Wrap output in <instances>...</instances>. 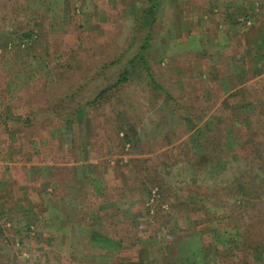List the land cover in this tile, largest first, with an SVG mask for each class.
Here are the masks:
<instances>
[{
    "label": "rangeland",
    "instance_id": "1",
    "mask_svg": "<svg viewBox=\"0 0 264 264\" xmlns=\"http://www.w3.org/2000/svg\"><path fill=\"white\" fill-rule=\"evenodd\" d=\"M23 1L0 0V264H264V181L253 174L235 179L222 166L216 168L221 175L217 180L208 177L213 169L192 134L184 137L193 159V164H186L182 154L155 160L139 150L124 153L110 131L107 147L96 146L104 133L98 125L94 134L90 113L81 116L87 159L76 157L65 126L52 125L49 142L41 139L35 124L9 126L13 109L11 99L3 95L8 91V71L29 58L35 63L30 71L38 69L53 82L48 55L56 63L61 48L79 42H97L100 48L113 31L116 39H123L136 26L143 0H57L62 4L51 5L49 11L41 8L42 0H29L31 7H39L32 21L39 28L33 40L24 42L17 25L8 31L3 24L4 16L6 20ZM54 11L65 24L80 18L78 28L62 31L51 18ZM159 16L157 40L144 58L160 73L164 85L178 99L194 104L193 114L199 115L203 103L212 109L220 104L228 107L229 98L234 102L230 114L248 106L246 84L264 74V0H164ZM3 40L13 51L3 52ZM93 49L83 58L91 53L94 59L107 57ZM130 67L133 85L126 88L125 115L138 117L144 138L161 143L165 133L177 126H171L161 101L147 91L144 63L136 60ZM29 75L28 68L22 71L27 84ZM207 122L213 126V121ZM237 144L230 134L225 153L231 154ZM230 154L223 157L227 164L243 168L239 155ZM145 157L154 159L150 173L169 185L165 193L171 190L181 199L172 209L154 205L158 195L152 179L146 182L151 194L140 210L134 200L121 198L122 190L114 186L115 179L125 185L126 179L140 176V160ZM59 168L65 169L58 173ZM84 170L108 184L103 197L97 195L95 182L84 178ZM105 205L123 211L124 222L117 223L116 230L122 236L125 228L130 234L137 230L139 243L90 232L88 222H94L96 208Z\"/></svg>",
    "mask_w": 264,
    "mask_h": 264
},
{
    "label": "trees",
    "instance_id": "2",
    "mask_svg": "<svg viewBox=\"0 0 264 264\" xmlns=\"http://www.w3.org/2000/svg\"><path fill=\"white\" fill-rule=\"evenodd\" d=\"M42 1L40 3L44 5L41 8L48 11L51 9V5L62 4L57 0ZM163 1L143 0L138 4L137 24L135 23L136 26L123 39H116L117 34L113 31L108 36V43L100 48H98L97 42L87 44L79 42L70 49L61 48L59 50L60 61L56 63L48 55L47 60L51 62L55 76L53 82H48L38 69L30 71L35 63L30 62L29 58H26L27 61L24 62L23 66L17 67L16 71L14 70L15 72L13 69L8 71L9 75L5 76V82H7L5 88L8 91L3 95L9 100L11 99V108L13 109L9 126L19 123L24 126L35 124L39 128L38 132L41 139L48 142L50 141L49 132L52 125L55 127L65 126L70 131L71 148L74 149L76 157L87 159L89 157V155L87 156L89 147L84 143L81 116L83 115L82 117L86 118V116H90V113V120L93 121L92 124L95 128L94 134L96 132L98 134V125L102 126L100 130L104 133V136L100 138L102 142L96 146L107 147L106 140L110 138L108 137L110 131L113 134V140L115 138L119 139L121 150L124 153H129V150H139L144 155L146 153L150 156L154 155L155 160H162L173 154H182L186 164H193V159L190 157L188 140L184 137L192 134L193 142L202 157L207 161V165L213 169L207 173L208 177L217 180L221 175L216 172V168L222 166L227 174L230 173L232 177H238L235 179L253 174L256 178L264 181V74L246 84L248 106L238 107L240 108L238 113L230 114L229 110H232L231 106L234 102L229 98L231 103L228 107H223L220 104L219 107L212 109V105L203 103L202 108L204 109L200 110L199 115L193 114L194 104L178 99L161 81L160 73L153 69L148 64L149 61L144 58V53L149 49L152 41L157 40L156 27L161 22L159 8ZM38 9L39 7H31L29 0L19 3L12 15L6 20L4 16V27L9 31L10 26L15 24L20 30V41L33 40L35 29L39 28V26L32 23L33 17L36 16L35 13H39ZM54 12V17H50L53 19L54 24L59 25L58 28L61 26L62 31H71L78 28L80 18L77 20L73 18L71 22L65 24L60 19V14ZM145 24L148 27L144 26ZM36 37L37 35L34 36V38ZM81 39L82 36L79 35L78 41H81ZM1 45L4 53L13 51L8 41L3 40ZM92 49L94 54L103 51L107 57L102 56V59L98 60L94 59V55L91 53L89 57L83 58L84 53ZM136 60H141L144 63V71L148 76L147 91L149 90V94L153 99L161 101V106L167 111L171 126H177L167 131L165 141L158 144L143 137L139 128L140 121L137 119L138 117L131 118L125 115L128 111V99L125 96L126 88L133 85L130 66ZM27 68L30 74L29 84L21 78L22 71ZM11 73H14V75ZM16 77L18 78L17 81L14 79ZM207 119L213 121V126L208 124ZM228 127L231 128L230 131H228ZM230 134L234 140L238 141V144L235 150L228 154L239 155V161L243 168L233 164L229 166L227 159L223 158L228 157L224 147ZM54 141L57 148L61 150L62 146L59 141L57 142V139ZM101 152L105 153V149H102ZM153 157H145L140 160L141 165L138 170L141 173L140 176L133 175L130 179H126L125 185L115 181V179L114 186L122 190L120 193L121 198L134 200L133 204H136V207L140 210L142 209V203L145 202L144 198L147 194H151L147 189L146 182L152 179L157 184L158 195L154 205L158 207L166 204L172 209L177 198L180 201L181 199L173 195L170 189L168 193H165V189L168 191V188H170H167L169 185L165 181H161L158 175L153 176L150 173L154 162ZM55 169L56 166L54 167V173ZM64 169L59 168L58 173H61ZM86 173L84 170V178L87 179L88 177L89 181L95 182L94 189L98 193L97 195L103 197L108 184L104 180L100 181L98 177L93 178L94 176L92 177L91 173ZM249 176L251 177V175ZM101 189H103V192ZM105 206L96 208L95 223L92 222V219L91 224L89 222L87 224L91 230L90 232L102 235L107 239L118 237L119 240L127 241L126 244L128 242L137 243L140 240L137 230L131 229L133 234H130V228H125L123 236L116 230L117 223L124 222L123 211L115 205ZM143 214L145 216V213Z\"/></svg>",
    "mask_w": 264,
    "mask_h": 264
}]
</instances>
